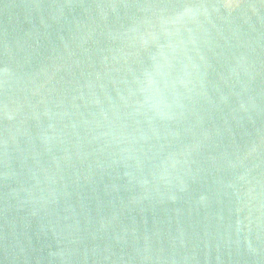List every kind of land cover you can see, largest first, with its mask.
<instances>
[{
  "label": "water",
  "instance_id": "water-1",
  "mask_svg": "<svg viewBox=\"0 0 264 264\" xmlns=\"http://www.w3.org/2000/svg\"><path fill=\"white\" fill-rule=\"evenodd\" d=\"M0 264H264V0H0Z\"/></svg>",
  "mask_w": 264,
  "mask_h": 264
}]
</instances>
